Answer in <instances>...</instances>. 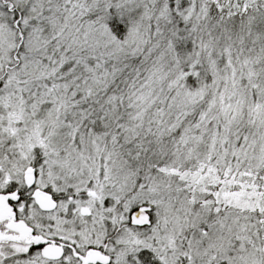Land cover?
<instances>
[{"label":"snow or ice","instance_id":"1","mask_svg":"<svg viewBox=\"0 0 264 264\" xmlns=\"http://www.w3.org/2000/svg\"><path fill=\"white\" fill-rule=\"evenodd\" d=\"M0 264H264V0H0Z\"/></svg>","mask_w":264,"mask_h":264}]
</instances>
